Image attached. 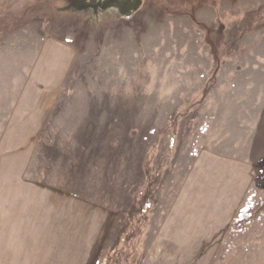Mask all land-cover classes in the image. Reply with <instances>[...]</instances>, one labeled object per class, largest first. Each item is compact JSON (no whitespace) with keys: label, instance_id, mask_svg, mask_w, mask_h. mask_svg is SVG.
I'll use <instances>...</instances> for the list:
<instances>
[{"label":"rangeland","instance_id":"374dc122","mask_svg":"<svg viewBox=\"0 0 264 264\" xmlns=\"http://www.w3.org/2000/svg\"><path fill=\"white\" fill-rule=\"evenodd\" d=\"M7 122L0 264H264V0H0Z\"/></svg>","mask_w":264,"mask_h":264},{"label":"crops","instance_id":"0c3cea01","mask_svg":"<svg viewBox=\"0 0 264 264\" xmlns=\"http://www.w3.org/2000/svg\"><path fill=\"white\" fill-rule=\"evenodd\" d=\"M7 1V0H6ZM9 1V0H8ZM9 129H10V125H9V122H7L6 126L4 127V132L2 133V137L0 139V159L3 158V155H8V146H9ZM233 164L230 165V168H228V171L231 170L232 172V177H233V173L236 172L234 166H232ZM226 167H229V166H226ZM5 164H2V161L0 162V176H4L5 177ZM23 172V171H22ZM230 172V173H231ZM6 177H7V174H6ZM235 177V176H234ZM231 178V177H230ZM234 181V180H233ZM2 184V182H0V185ZM2 189V188H1ZM7 194V193H6ZM16 199V197L14 196H11L8 192L7 196H6V200L3 199V193L0 194V207H4L6 212H8L7 210H12L14 209L13 207L17 206L16 202H14ZM21 204V203H20ZM3 219H5L6 217H2ZM9 217H7L8 219ZM9 224H12L11 225V230H13V232L10 234L9 233V237L8 240L10 238H12L13 241H16L17 242V245H18V248L21 249L23 248L24 249V245H21L20 242H24L26 239L27 240H34V241H37L39 238L38 234H39V231H40V225H41V221L40 219H32L31 221H28V224L30 225H33V231H35L34 233H32V236L31 238H29V235H26L25 233H22V232H14V230H18L19 231V227L18 225L20 224L19 221H13ZM7 235H8V230H7ZM6 240V238H5ZM38 247V246H37ZM25 253V251H21V254L23 255ZM20 255V256H22Z\"/></svg>","mask_w":264,"mask_h":264},{"label":"flooded vegetation","instance_id":"af4514ba","mask_svg":"<svg viewBox=\"0 0 264 264\" xmlns=\"http://www.w3.org/2000/svg\"><path fill=\"white\" fill-rule=\"evenodd\" d=\"M106 0H90L91 3L105 2Z\"/></svg>","mask_w":264,"mask_h":264}]
</instances>
